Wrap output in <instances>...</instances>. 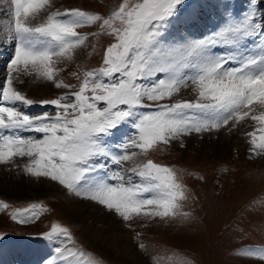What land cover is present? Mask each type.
<instances>
[{"label": "snow or ice", "instance_id": "snow-or-ice-1", "mask_svg": "<svg viewBox=\"0 0 264 264\" xmlns=\"http://www.w3.org/2000/svg\"><path fill=\"white\" fill-rule=\"evenodd\" d=\"M5 2L0 39L14 54L0 80V165L55 182L131 229L137 220L146 226L190 216L184 211L190 190L178 169L145 159L161 146L184 147L194 134H231L250 120L257 127L246 133L249 151L264 157V0H246L238 15L231 0L191 6L188 0H121L108 13L60 9L53 0ZM205 14L213 27L197 34L193 28ZM176 28L179 35H172ZM104 37L111 42L100 65L72 73L78 87L59 79L61 63L81 49L97 52ZM23 78L67 91L36 100L17 86ZM188 87L193 99H174ZM34 105L54 114H31ZM258 203L244 213L259 214L264 223V202ZM9 207L0 200V209ZM48 210L32 203L12 211L11 219L30 224ZM233 227L245 229L244 220ZM42 235L56 245L43 264H97L69 227L57 222ZM137 246L146 249L143 242ZM239 252L238 259L264 264V244Z\"/></svg>", "mask_w": 264, "mask_h": 264}, {"label": "rangeland", "instance_id": "rangeland-1", "mask_svg": "<svg viewBox=\"0 0 264 264\" xmlns=\"http://www.w3.org/2000/svg\"><path fill=\"white\" fill-rule=\"evenodd\" d=\"M197 1L188 0V3L191 5ZM201 1L205 2L203 4L211 2V0ZM241 1L243 2L242 6H245V0ZM120 2L121 0H54L53 4L60 9L80 7L84 10L108 13ZM231 2L233 7L234 5L238 6L237 0ZM5 4L1 3V8L8 6ZM243 8H240L241 11ZM6 18H8L6 14H0V21ZM3 28V23H0V35ZM177 29L173 30L172 35L178 34L180 30ZM88 30L87 28L81 29V31ZM1 42L4 40L0 39ZM110 42L111 38L104 37L100 42L102 47L97 52H93L90 47L81 49L75 60L67 62L66 65L61 63L60 67L64 70L59 74V79L78 87L79 80L72 73L79 71L82 74L85 69L98 67L101 63L103 46ZM2 48H5V45ZM11 53L10 55L9 52L10 58L14 54V49ZM0 54L2 53L0 52ZM10 58L8 61L4 60L7 63L3 64L5 65L3 70L0 69L3 75L7 72ZM1 59L3 60V58ZM3 78L0 77L1 80ZM23 79L25 82L17 86L30 98L36 100L54 98L63 91H67L66 89H56L51 83L32 82L29 78ZM193 98L191 87L182 89L174 97L176 100ZM36 106L42 113L48 111L50 114H54L51 108ZM37 111L35 109L30 113L35 114ZM256 127L255 122L249 120L231 134L225 131L204 133L203 135L194 134L184 139V147H181L178 142H174L171 146H161L150 152L145 159L150 158L178 169L181 179L190 190V199L185 202L184 206V211L189 212L190 216L186 219L167 221L157 219L147 223L146 226H143L144 221L137 220L133 222V227L130 229L113 214L115 219L107 217L106 215L111 213L102 209L101 221L105 224L108 234L111 235L113 229H118L120 232L119 226H121L127 234L131 235L136 251L141 254V259L146 264H193V262L194 264H259L256 258L238 259L241 248L264 244V223H262L261 215L256 214L248 217L244 213V209L253 206L260 207L258 202H264V157H256L250 153V138L246 135ZM120 135H123V132ZM13 170L18 172L17 174L20 172L16 168ZM9 172H12L11 166L6 173L1 174L2 172H0V178L2 180L7 178L13 182L15 178L12 179V175L8 176ZM17 174L16 176H18ZM20 174L22 175V173ZM200 176H203L204 179H199ZM25 179L27 182L31 181L32 184H36L32 192H12L5 187H0V200L10 206L8 209H0V233L4 234L3 237L15 236L19 238L28 234L33 238L39 237L50 231L52 225L58 222L71 229L77 245L82 247L87 257L97 261V264H126L121 255L101 254L81 237L80 226L76 224L80 218L75 214L67 215L62 210L65 189L57 183H55L57 190L52 191L50 188L41 187L38 183L43 182L41 180L44 178L36 179L25 175ZM79 202L81 205L86 203L82 199H79ZM250 202L252 203L250 204ZM32 203L43 204L49 210L30 224L21 225L11 219L12 211L16 208H25ZM240 219L244 220L246 230L233 227ZM138 232L141 233L139 238L137 237ZM22 240L25 239L5 240L3 238L0 239V242ZM139 242L145 243V250L137 246ZM54 246H56L55 242L53 245L51 244V248L54 249ZM42 247L44 248L42 251L32 250L31 260L39 258V262L43 263L45 259L54 255L52 253L48 255L50 254L48 251L51 249L48 250L46 246ZM127 264H134V262H127Z\"/></svg>", "mask_w": 264, "mask_h": 264}, {"label": "bare ground", "instance_id": "bare-ground-1", "mask_svg": "<svg viewBox=\"0 0 264 264\" xmlns=\"http://www.w3.org/2000/svg\"><path fill=\"white\" fill-rule=\"evenodd\" d=\"M244 2L246 3V0ZM1 3H6V2H5V0H0V4ZM242 3L243 2L241 0H237L236 4L238 6L234 5V9L236 11H238V12H236L237 15L241 12L240 8L244 7V6H242ZM5 5H7V3ZM1 7L2 6H0V8ZM3 8H6V7H3ZM202 18H203V16L201 17V19ZM6 19H8V18H6ZM199 21H201V20L199 19ZM209 21L211 22L210 26H212L213 22L210 19H209ZM193 29L196 31L197 29H201V27L199 28L197 25H195ZM207 30H208V27H206L205 31H207ZM179 32L180 31H178V34L177 33L176 34L179 35ZM1 33L2 34L0 36L3 35V32H1ZM4 45H5V48H2ZM10 46H11V44H9L7 41L1 42L0 43V52L2 54H5V55H6V52L9 54ZM10 54H12V53L10 52ZM1 58H3V60ZM0 59L2 60V61L0 60V69L3 70L7 61L9 60V57L4 56V57H0ZM4 60H7V61H4ZM3 64H5V65H3ZM1 73H2V71L0 72V75H1ZM6 73L7 72H5L4 75L2 74L0 77L3 78L4 76H6ZM39 89H40V87H39ZM34 106H32L33 108H30L28 111L34 112V110L36 109V107H34ZM20 162L23 163L24 161H20ZM10 166L11 165H7V166L0 165V172H2L1 174L6 173V171L8 170V168ZM13 169H14V167H12V172L11 173L9 172L10 174H8V176L12 175L13 176V177L11 176L12 179L15 178V180L12 182V180H10V179L7 180V178H6V179L2 180L0 178V187H2V188L5 187L6 189H9L12 192L13 191H15V192H17V191L32 192L33 189L35 188L36 184H32L31 181L27 182V180L25 179V174L22 173V175H21L20 174L21 172H19V174H20L19 175V174H17L18 172L16 173ZM16 174L18 176H16ZM41 181H43V182L38 183V185L40 184L41 187L48 188V189L50 188L52 191L57 190V187H55V182H51L47 179H43ZM63 193H64V197H65V201L62 205L63 212L66 213L67 215L68 214H70V215L75 214L76 217L80 218L79 221L76 222V224L78 226H80L81 237L86 242H88L93 249H95V250L99 251L101 254H105V255H109L111 253L121 255L123 261L126 264H127V262H134V264H146L145 261H143L141 259V256H140L141 254H139L136 251V248H135V246L132 242V239H131V235L127 234L121 226H119L120 232L118 231V229H113L111 231V235L108 234V231L106 230L105 224L101 221V217H102V208L101 207L97 206L94 203L88 202V201H86V203H84V205H81V203L79 202V198H76L70 194H67V192H65V191ZM87 204H88V206H86ZM93 207H95V209H92ZM106 216L109 218L115 219V217L112 214L106 215ZM115 227L117 228V225H115ZM112 233H115V235H112ZM46 245L44 244V246H46ZM46 248H48V247L46 246ZM48 252L50 253L48 255H51L52 252L51 251H48ZM24 258H25L24 253H18L16 251V249L12 250L5 245H3V246L0 245V264H27L26 259H24Z\"/></svg>", "mask_w": 264, "mask_h": 264}]
</instances>
